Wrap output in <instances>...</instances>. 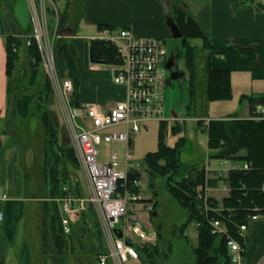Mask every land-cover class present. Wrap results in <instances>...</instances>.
Returning <instances> with one entry per match:
<instances>
[{
	"label": "crops",
	"instance_id": "crops-1",
	"mask_svg": "<svg viewBox=\"0 0 264 264\" xmlns=\"http://www.w3.org/2000/svg\"><path fill=\"white\" fill-rule=\"evenodd\" d=\"M8 1L11 6L7 5L8 7L5 8L0 0V187L4 188L0 200L5 195L8 196V199L2 203L5 220L0 221V241L5 252V262L8 241L16 226L17 218L24 213L23 205L39 201L34 184L29 181L27 168L22 162V153L27 155L29 152L24 149H29L30 146L22 148L21 142L14 141L16 134H11L9 131L8 45L10 39L14 37L25 39V35L22 34L19 22L23 9L19 5L22 0ZM80 6L77 22L73 27L67 23L66 31L63 33L75 51L78 61L79 81L76 83L78 101L82 104H97L103 110H108L123 100L116 99L114 95L118 87L113 82L112 70L109 77L106 74L109 71L106 65L110 64L92 61L91 42L100 39L103 29H128L136 37L162 40L166 46L163 65L168 78L166 88L169 86L170 89L179 88L183 102H179L177 109L176 106H171L172 101L169 103L165 98L164 119L149 121H158V131L160 122L166 121L168 124L166 145L172 149L180 145L181 167L174 182H181L191 173L204 169L209 185L210 180L218 177L216 172L218 167L214 166L212 161H220L211 158L212 151L208 145L209 137L206 132L209 124L228 119H252L254 114L251 113V100L264 97V0H82ZM174 9L186 14L194 23L193 27L197 34L199 31L198 35L189 40L183 37L175 19ZM204 38L208 39L212 49L204 46ZM188 43L196 47L195 84L192 90L191 73L186 59ZM228 46L252 49L256 56L255 63L250 67H243L239 65L235 54L213 52ZM58 59L60 74L65 78L72 77L64 53L60 54ZM212 71L230 72L232 84L230 100L209 99V77ZM36 72L30 70L27 73L25 68H21L20 76L26 79L28 74L27 85H32L40 81ZM236 97L245 105L236 103ZM29 100L28 95H21V112L24 118H28ZM182 107L183 112L180 111ZM239 108L246 111L248 115L246 118L240 115ZM145 122L142 123L141 130ZM23 138L26 139L27 135L25 134ZM133 146L135 147V141L130 146L132 153ZM125 148L123 144L121 152H124ZM158 149L159 147L155 151L146 153L156 152ZM232 162L239 161L232 160ZM141 167L142 169L138 170L141 174L140 179L143 181L147 175V187L157 197V180H162L163 183L165 180L157 178L151 188L149 167L147 164L144 168ZM232 169L235 168L226 169L224 175L229 176ZM217 185H209L214 187L210 193L219 195L222 199H218V202L222 203L225 194L216 188ZM156 203L155 200L154 204ZM61 217L63 218V213ZM246 241L244 251L239 253L236 261L231 260L232 264H264V216L249 224ZM43 249L42 247L44 253ZM99 249L97 253L104 250V246ZM27 252L25 256L31 264L30 253L27 255Z\"/></svg>",
	"mask_w": 264,
	"mask_h": 264
},
{
	"label": "built area",
	"instance_id": "built-area-1",
	"mask_svg": "<svg viewBox=\"0 0 264 264\" xmlns=\"http://www.w3.org/2000/svg\"><path fill=\"white\" fill-rule=\"evenodd\" d=\"M33 18L34 16L32 10ZM35 24V23H34ZM52 33L44 32L42 27L36 29L34 36H25L26 45L37 43L44 71L48 77L52 92L66 114V126L70 134L76 136L73 147L76 151L80 167L86 171L90 186V202L96 210L102 232L105 237L104 250L97 253L98 264H127L136 261L145 264L142 251L147 245H155L157 232L145 230L143 221L131 213V208L141 198L133 191L142 187V179H131L130 173L138 172L139 167L133 161L131 143L134 137L139 135L142 123L147 120L164 119L165 88L168 78L164 69L166 46L158 38L136 37L128 29L105 28L99 40L109 42L117 49L119 64H113V82L122 86L125 90V98L108 110H103L97 104H82L77 101L76 83L71 77H63L58 69V49L56 41L61 37L59 33V15ZM16 50V48H14ZM59 92V96H58ZM252 120L264 121V105L259 104L255 109ZM123 126L124 131L106 133L108 129ZM111 146L110 151L104 155L100 150L102 144ZM122 143L126 146L120 153L115 145ZM226 160H220L221 168L217 169L218 185L216 188L230 196L231 187L226 170L222 167ZM251 163L244 162L241 167L232 170L249 171ZM211 179V178H210ZM214 187L206 184L200 188V197L204 199V213L210 215L215 212L221 215L223 212L233 213V209H226L222 205L212 207L210 200L215 196L210 193ZM264 193V187L262 188ZM0 200V221L5 220L3 201ZM60 210L63 213L62 227L65 235L73 233V213L82 210L81 202L65 186L63 195L57 199ZM150 212V208H148ZM256 213L248 216V222L237 227L240 237H246L249 224L257 221L264 214ZM103 217V220H102ZM208 219V217H207ZM212 233L226 238L227 247L232 261L238 259L239 253L244 251L241 243L231 235L228 226L220 219L209 220ZM127 224L131 225L133 233L138 240L133 241L128 237ZM196 229L200 222H194Z\"/></svg>",
	"mask_w": 264,
	"mask_h": 264
},
{
	"label": "rangeland",
	"instance_id": "rangeland-1",
	"mask_svg": "<svg viewBox=\"0 0 264 264\" xmlns=\"http://www.w3.org/2000/svg\"><path fill=\"white\" fill-rule=\"evenodd\" d=\"M82 0H56L58 4H53L52 0H22L19 7L23 9L21 11L20 29L23 31L22 34L25 36H34L36 29L42 27L43 31L48 32L46 26H48L49 32L52 33L56 27L55 17L48 14V7L52 4V7L59 10V13H64L66 17V24H70L73 27L77 22L78 16L80 14V5ZM47 3V4H46ZM32 10L34 13L33 18ZM57 10V11H58ZM62 11V12H61ZM35 23V24H34ZM22 26V27H21ZM48 32V33H49ZM19 40L18 38H14ZM16 47L14 53H18L19 65L14 74H12L11 83L12 86H18L19 89L16 96L28 95L31 98V104L29 106L30 112L28 118H24L19 109L18 103L14 102L12 104L10 120H9V131L11 134L15 133L14 141L21 142L22 148L29 147V149H24L28 151L27 155L22 153V162L24 167L27 168V173L29 176V181L33 182L34 190L39 201L29 202L23 205V215L17 218L16 226L9 238L7 246V257L5 264H29L27 261V255L30 253L31 264H54L51 259H47V256L42 252L43 240L42 227H43V204L45 202L58 203L57 197L54 199L50 198L48 187L44 180L43 173V146L45 142V124L44 119L50 116L53 119L54 130L57 133V138L53 140L52 146L58 153L60 162L58 167L60 169V185H68L72 188L74 196L78 199L76 202H81L82 210L73 213V233L70 235H65L62 232L63 237H65V242L67 243L66 249L68 250L67 264H98L97 252L99 248L104 246L105 237L102 232V225L99 223V217L93 205L90 202V186L89 179L86 175V171L80 167L76 151L73 144L76 143V136L70 134L69 129L66 126V114L63 107L57 103V99L54 93L48 89L44 88L42 85L43 81L34 82L32 85H27V79L29 80V75L24 79L20 76V69L25 68L27 73L33 70L32 67L35 66L30 62V54L28 53V48L25 44V39H21V43ZM59 60V59H58ZM58 65V64H57ZM106 65V64H105ZM114 65H106L107 76L111 75V70L113 73ZM37 76L41 77L43 71L36 72ZM117 89L114 91L116 99L122 100L125 98V90L122 86L117 85ZM124 90V91H123ZM59 96V92H58ZM124 97V98H123ZM165 98L167 102L172 101L171 106H176L179 109V102L182 103V97L180 96L179 88H171L170 86L165 88ZM241 100V99H240ZM240 100L236 97L235 102L239 103ZM186 104V103H185ZM186 105V110L188 105ZM166 105V103H165ZM245 105V104H242ZM17 108V111H16ZM184 108L182 107L183 112ZM185 110V111H186ZM240 115L246 118L248 115L245 110L239 108ZM16 112V115L13 114ZM158 121H146L145 126L139 133V135L134 137L135 147L133 146V161L139 168L141 166H146L145 155L146 152L155 151L158 148ZM123 126H116L107 130L106 133H114L124 131ZM27 138H23L24 135ZM22 137V138H21ZM115 148L120 152L123 149V144L118 143ZM111 149L110 145L102 144L100 150L104 155H106ZM213 160V159H212ZM212 164L217 166V169L221 168L220 161L213 160ZM219 165V166H218ZM243 165L242 162L233 163L231 160H226L223 165V169L228 168H238ZM66 172V173H65ZM147 175H145L142 181V187L139 189V197L144 200L146 198H151L157 201V207L154 208L155 200L153 199L150 203H141L140 200L136 205L131 208V213L141 219L145 224V230L148 232H157V228L161 226L162 239L160 242H156L155 245H147L143 249L157 247L158 251L161 252V256L157 257L156 263L149 260L147 253L144 255L146 257L145 264H196L195 263V250L194 248L198 244V231L196 230L195 224H190V226L185 231L187 237H182L180 234V227L184 225L187 221V213L184 208H182L169 194L166 189L165 183L162 180H157V197L154 196V192L149 191L147 184ZM4 191L3 187H0V195ZM8 194V193H7ZM217 199L221 200L219 195ZM59 204V203H58ZM59 211L60 213V204ZM150 208V212L148 210ZM154 212V214H153ZM62 219V217H61ZM103 220V217H102ZM13 222V220H11ZM128 237L137 241V236L133 233L131 225L127 224ZM53 244V241L51 240ZM2 242L0 241V247ZM54 247V246H53ZM99 249V250H98ZM127 264H138L136 261L128 262Z\"/></svg>",
	"mask_w": 264,
	"mask_h": 264
},
{
	"label": "trees",
	"instance_id": "trees-1",
	"mask_svg": "<svg viewBox=\"0 0 264 264\" xmlns=\"http://www.w3.org/2000/svg\"><path fill=\"white\" fill-rule=\"evenodd\" d=\"M53 4H57L56 0H52ZM5 8L10 5L8 0H2ZM47 4V3H46ZM11 6V5H10ZM48 14L57 17V10L47 4ZM64 14V13H63ZM62 13H59V33L60 38L57 39L56 45L58 54L64 53L72 77L77 83L79 81V67L76 57V53L73 50L69 40L63 33L66 31V17ZM175 19L180 27L182 35L186 39L195 37L197 31L193 26L194 23L187 18L186 14L179 9H174ZM79 18V17H78ZM71 30V29H70ZM18 38L17 42H15ZM10 39L8 45V75L10 77V109L11 114L12 104L18 103L20 111H22L21 96H16L19 89L18 86H12L11 79L19 65L18 53H14V48H18L21 39L14 37ZM26 44V42H25ZM203 44L206 48L212 49L207 38L203 39ZM28 53L30 54V62L35 66L32 67L38 73L43 71V75L39 77L40 82L43 81L45 89L49 92L51 89L50 82L44 71L42 57L36 42H33L31 46H27ZM196 47L192 44H187L186 59L188 68L191 73V90L195 84V65L194 54ZM219 53H232L235 54L238 63L243 67H250L256 61L255 53L252 49L228 46L219 51H213ZM91 56L94 63H106V64H119L120 59L118 57L117 49L109 42L95 39L91 42ZM192 92V91H191ZM30 97V96H29ZM75 97L78 101L77 90ZM232 98V84L230 72L228 71H212L209 77V99L211 101L230 100ZM31 104V98H30ZM79 102V101H78ZM251 113H255L257 105H264V97L251 100ZM17 111V108H16ZM30 112V111H29ZM22 114V112H21ZM16 115V112L13 116ZM23 115V114H22ZM11 117V116H9ZM53 119L50 116L44 119L45 126V142L43 146V173L44 180L49 190L50 198H61L63 195V188L68 185H60L58 167L59 155L52 146L53 140L57 138V133L54 130ZM168 124L166 121H161L159 125L158 133V151L148 153L145 157V162L149 167V180L151 188L154 186V182L157 178H163L165 180V186L169 194L173 199L185 209L187 213V221L180 227V234L182 237H186L184 234L190 224L194 222H200L201 225L198 228V246L195 250V263L196 264H232L229 248L227 247L226 238L212 233V227L209 222L210 219H220L226 223L229 231L235 239H237L242 247H246V237H240L237 227L248 222V216L256 213L255 209H260L259 213L264 214V193L262 188L264 187V121H256L252 119L237 120L228 119L223 121H213L209 124L207 129L209 137V148L212 151L211 158L219 160H234L242 163L249 162L252 168L249 171L232 170L228 176V182L231 187L230 196L224 198L222 203H219L215 199H211L210 205L212 207H219L222 205L226 209H233V213L223 212L221 215L212 212L210 215L204 213V199L200 197V188L204 189L207 184V174L205 170H200L195 173H191L188 178L181 182H174L175 176L181 167L180 161V145L177 148L172 149L166 145ZM162 162H164L162 164ZM66 173V172H65ZM130 178L140 179L141 174L138 172L130 173ZM218 184V180L212 179L209 181V185ZM69 187V186H68ZM71 190L72 188L69 187ZM140 188H135L133 191L139 193ZM73 193V190H72ZM49 202V201H48ZM45 202L43 204V250L44 254L49 257L54 264H67V253L65 237L62 232V219L59 211V202ZM141 203H150L152 200H140ZM157 207V203L154 208ZM154 214V212H153ZM208 217V219H207ZM162 239L161 226L157 228V243ZM187 239V237H186ZM53 241V244L51 243ZM66 245V246H65ZM54 246V247H53ZM157 246V244L155 245ZM5 252L2 246L0 247V264H5ZM147 253L149 260L156 263L157 257L161 256V252L157 247L148 248L142 253L143 259L146 262Z\"/></svg>",
	"mask_w": 264,
	"mask_h": 264
}]
</instances>
